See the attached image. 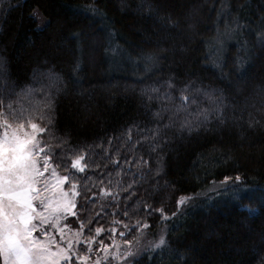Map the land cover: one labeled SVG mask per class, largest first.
Returning <instances> with one entry per match:
<instances>
[{
	"label": "trees",
	"instance_id": "1",
	"mask_svg": "<svg viewBox=\"0 0 264 264\" xmlns=\"http://www.w3.org/2000/svg\"><path fill=\"white\" fill-rule=\"evenodd\" d=\"M261 33L264 0H0V95L47 128L59 174L96 193L66 220L84 222L82 241L165 224L164 247L134 264H264V203L175 215L181 197L223 179L264 191ZM116 45L147 62L113 69ZM81 155L82 173L70 168Z\"/></svg>",
	"mask_w": 264,
	"mask_h": 264
},
{
	"label": "snow or ice",
	"instance_id": "2",
	"mask_svg": "<svg viewBox=\"0 0 264 264\" xmlns=\"http://www.w3.org/2000/svg\"><path fill=\"white\" fill-rule=\"evenodd\" d=\"M35 16L34 13L33 19ZM260 35L264 38V33ZM78 68L77 64L74 71ZM50 105L49 100L46 107ZM204 118L207 120V115ZM46 131V127L32 122L30 116L15 111L11 100L5 102L4 96L0 95V264H76L77 261L83 264L88 256L81 255L74 248V243L86 244L88 252L92 251L91 239L81 240L83 221L75 239L65 238L68 224L61 226V222L68 217L78 216V197L95 203L96 193L89 197L87 193L90 189L82 185L76 175L59 174L57 169L64 167L56 159L59 153L46 149L40 137ZM83 160L82 155L72 159V169L84 172ZM239 179L237 176L236 180ZM65 184H68L67 189ZM100 193L116 198V193L111 189L101 188ZM182 203L184 198L177 202L178 206ZM83 207L86 205L80 206V210ZM124 214L127 215L126 210ZM147 227L146 223L137 221L129 231ZM50 229L59 231L60 241L56 240ZM95 232L100 234L101 228H95ZM120 235L124 236L125 233L121 232ZM125 243L130 241L126 240ZM164 244L161 236L156 247ZM130 257L132 253L126 250L121 257L123 264H134Z\"/></svg>",
	"mask_w": 264,
	"mask_h": 264
},
{
	"label": "rangeland",
	"instance_id": "3",
	"mask_svg": "<svg viewBox=\"0 0 264 264\" xmlns=\"http://www.w3.org/2000/svg\"><path fill=\"white\" fill-rule=\"evenodd\" d=\"M34 13L36 14L35 20L37 22V26L39 28L43 27L47 22L46 19L37 9L33 10L32 16ZM216 42L217 41L214 40L212 43L216 44ZM211 51L215 55L218 54L217 47L214 45L211 46ZM106 59L113 69L118 68V70H125V67H130L132 70L136 67L144 66V63L147 62L146 60L142 59L135 60L130 58L127 53H125V51L118 45L110 48V50L106 53ZM45 146L46 149L51 151V147L49 145L45 143ZM70 168H72L71 163ZM73 170L78 172L76 169ZM64 187L67 189L68 185L65 184ZM182 198H184V203L178 206V211L175 214L178 215L180 213L178 218H181V215L187 209L193 211L215 202H237V200L245 198L247 200H255L258 203H264V191L257 190L255 187L245 186L242 184L240 179H223L221 181L212 182L200 189L197 193L190 196L181 197L179 200ZM247 207V205L244 206V208ZM170 217L171 216L164 217V219L168 220ZM68 218L61 222V226L66 223ZM171 227L172 226H170L169 229H171ZM69 229H71V231H69ZM167 229L168 227L165 224H162L157 228V230L153 232L149 231L147 228H141L134 235L121 236L120 233L117 235L114 234L110 237L107 244H99L97 248H94L95 245L93 242H91V252H88V245L86 244L74 243V248L77 251H80L81 255L88 256L87 261L83 262V264H96L97 261H99V264H123V259H121V257L126 250L132 253V257L129 259L135 260L147 253H155L156 251L160 250V248L164 247L165 244L160 245L159 247H156V244L161 236H163L164 240H166L165 234L167 233ZM50 231H52V234L55 236L56 240L60 241L59 231L51 229ZM77 232L80 231L72 229L68 225V228L65 229V238L75 239ZM125 233H127V231ZM126 240L130 241V243H125ZM76 264H81V262L77 261Z\"/></svg>",
	"mask_w": 264,
	"mask_h": 264
}]
</instances>
